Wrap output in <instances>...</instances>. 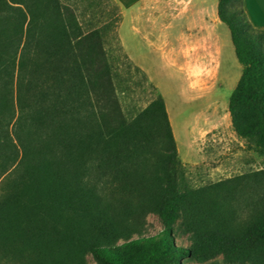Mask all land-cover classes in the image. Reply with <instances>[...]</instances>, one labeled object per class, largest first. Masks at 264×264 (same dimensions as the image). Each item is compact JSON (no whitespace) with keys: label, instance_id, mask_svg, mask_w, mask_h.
<instances>
[{"label":"trees","instance_id":"obj_1","mask_svg":"<svg viewBox=\"0 0 264 264\" xmlns=\"http://www.w3.org/2000/svg\"><path fill=\"white\" fill-rule=\"evenodd\" d=\"M107 1L0 0V264H264V171L192 185L163 96L123 107ZM244 1L218 0L243 68L228 108L264 157V30ZM151 214L162 232L131 239Z\"/></svg>","mask_w":264,"mask_h":264},{"label":"rangeland","instance_id":"obj_2","mask_svg":"<svg viewBox=\"0 0 264 264\" xmlns=\"http://www.w3.org/2000/svg\"><path fill=\"white\" fill-rule=\"evenodd\" d=\"M201 1L203 11L196 12L195 4ZM217 5L218 0H162L156 11H123L116 1L103 2L101 7L107 15L118 7L115 35H108L106 48L121 81L128 80L129 91L121 96L124 109L134 116L158 94L163 96L186 177L198 188L264 171V157L248 150L232 126L228 103L242 66L228 27L217 20ZM107 15L105 22H115ZM214 30L224 50L221 76L216 42L212 41ZM162 230L158 216L151 214L143 231L131 239L156 236ZM173 239L177 246H194L192 234L181 221ZM86 260L97 264L90 255ZM213 262L189 257L183 264Z\"/></svg>","mask_w":264,"mask_h":264},{"label":"crops","instance_id":"obj_3","mask_svg":"<svg viewBox=\"0 0 264 264\" xmlns=\"http://www.w3.org/2000/svg\"><path fill=\"white\" fill-rule=\"evenodd\" d=\"M120 6L123 11H138V12H145V11H156L160 9V4L162 0H115ZM198 0H195L197 2ZM203 1L200 4H195L196 12H202ZM200 5V6H198ZM218 7V5L216 6ZM244 10L250 19L252 25L260 30H264V0H245L244 1ZM218 20V14H217ZM215 24L217 26L216 20ZM215 26V29H216ZM215 31H213V38L212 41L216 42V54H217V68H218V75L221 76V69L223 66L224 60V50L222 40L219 36L215 35ZM243 71V68H242ZM242 75V73H241ZM240 75V78H241ZM239 78V80H240ZM236 83V86L239 82ZM219 83L221 84V80L219 79ZM235 86V88H236ZM222 88V87H221Z\"/></svg>","mask_w":264,"mask_h":264}]
</instances>
